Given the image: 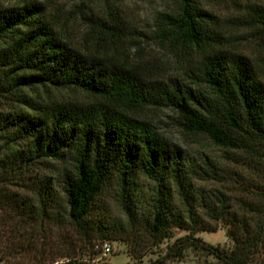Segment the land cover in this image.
Listing matches in <instances>:
<instances>
[{"label": "trees", "instance_id": "1", "mask_svg": "<svg viewBox=\"0 0 264 264\" xmlns=\"http://www.w3.org/2000/svg\"><path fill=\"white\" fill-rule=\"evenodd\" d=\"M102 2L77 5L78 39L62 7L0 0V247L67 219L82 240L131 241L137 263L174 239L150 264L181 260L189 249L216 264H264V58L229 49L233 35L202 0H172L149 34L130 24L119 0ZM233 19L264 35V4ZM147 45L181 67L159 73L143 56ZM163 110L244 169L173 140L152 119ZM139 174L155 181L152 196L141 194ZM114 181L126 223H109L104 211ZM199 181H234L243 194ZM221 226L230 247L198 235ZM62 257L58 264H79L75 247Z\"/></svg>", "mask_w": 264, "mask_h": 264}, {"label": "rangeland", "instance_id": "2", "mask_svg": "<svg viewBox=\"0 0 264 264\" xmlns=\"http://www.w3.org/2000/svg\"><path fill=\"white\" fill-rule=\"evenodd\" d=\"M4 1V0H2ZM10 3L16 0H7ZM43 1L53 12L62 7L66 12V16L70 18V27L74 29V35L79 39L83 36L82 27L79 19L73 20V15L78 9L77 5L85 1L90 6L100 8L103 6L102 0H40ZM124 10L125 16L130 20L139 33L149 34L153 29L154 22L157 15L161 11L169 9L172 0H119ZM205 5L216 14L224 23V31L233 35L232 43L227 46L231 50L241 51L247 56L261 61L264 58V35H252L249 29L241 26L236 18L241 16L245 8L250 3L264 4V0H202ZM77 9V10H76ZM76 10V11H75ZM75 11V12H74ZM76 18V17H75ZM72 30V29H71ZM144 58L153 61L158 65V71L161 74L176 73L177 58L170 55L164 49L158 46H145ZM181 67V66H180ZM176 114L171 110L155 111L152 113L158 125L161 126L173 140L181 143L191 152L201 154L202 156H210L211 158L222 161L224 165L231 164L241 167L236 162L228 160L229 152L220 146L216 145L211 139L207 137H191L186 134L180 126H178ZM3 144L0 142V155L3 152ZM60 164L54 163L57 167ZM136 181L141 188V194L150 197L153 189L156 187L154 180L139 174ZM199 187L206 190L220 189L225 193L231 194L234 197L242 196L243 188L234 181L229 182H197ZM117 182L114 181L105 191L102 204L105 207V212L108 216V221L111 224L120 222L126 223V217L120 208L117 199ZM63 216H67L64 208H61ZM209 219V218H208ZM61 226H49L46 232H35L28 239H16V242L1 241L0 264H58L65 262L64 254L66 249L72 247L76 249L77 261L79 264H150L151 261L157 259L160 254L167 250V245L172 243L174 239L168 240L158 247H153L151 252L145 256L142 263H137L136 260L129 256L130 242L123 239H107L112 245V252L107 253L102 247L94 248V244L102 242V239L95 238L92 242L82 240L74 230L67 223ZM7 227V226H5ZM2 233V232H1ZM186 232L182 230L177 231V236L185 235ZM18 237L20 233L17 232ZM199 236L203 237L209 243L214 245H222L230 247L233 245L228 238L227 230L221 226L220 230L216 232H200ZM32 236L35 238L33 241ZM32 239L31 241L29 239ZM81 239V240H80ZM12 244V245H11ZM167 264H216V260L212 256H207L203 252H198L189 249L185 258L181 260L170 261Z\"/></svg>", "mask_w": 264, "mask_h": 264}, {"label": "built area", "instance_id": "3", "mask_svg": "<svg viewBox=\"0 0 264 264\" xmlns=\"http://www.w3.org/2000/svg\"><path fill=\"white\" fill-rule=\"evenodd\" d=\"M97 247L98 248L102 247L107 253L112 252V245L109 242L98 244Z\"/></svg>", "mask_w": 264, "mask_h": 264}]
</instances>
